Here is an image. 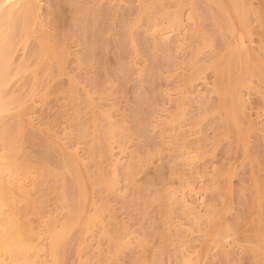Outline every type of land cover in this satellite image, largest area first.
Returning <instances> with one entry per match:
<instances>
[{
	"label": "rangeland",
	"instance_id": "374dc122",
	"mask_svg": "<svg viewBox=\"0 0 264 264\" xmlns=\"http://www.w3.org/2000/svg\"><path fill=\"white\" fill-rule=\"evenodd\" d=\"M35 1L0 20L26 263L264 264V0Z\"/></svg>",
	"mask_w": 264,
	"mask_h": 264
},
{
	"label": "bare ground",
	"instance_id": "6f19581e",
	"mask_svg": "<svg viewBox=\"0 0 264 264\" xmlns=\"http://www.w3.org/2000/svg\"><path fill=\"white\" fill-rule=\"evenodd\" d=\"M20 7H23V9H24V11H25V18H24V25L22 26L23 28V30H24V32H23V36H21L22 37V41L21 42H25L29 37H28V33H27V31H28V29H30L29 27L32 25V26H34L35 24V21H36V18L38 17V7H37V2L35 1V0H0V20L2 19V18H4L5 20H8L7 22H11L12 23V20H14L13 19V17H14V13H15V11H16V9L17 8H20ZM22 9V8H21ZM24 15H23V17H24ZM38 19V18H37ZM38 22V21H37ZM10 25V24H9ZM6 27H7V25H6ZM5 27V28H6ZM9 27V28H8ZM7 28L10 30V26H8ZM1 28V27H0ZM4 28V29H5ZM6 28V30H5V32L6 31H8V29ZM22 30V31H23ZM10 31H8V32H6V33H4V36H3V32H1V38H0V44H2L3 42H4V44H6V42L8 43V40H9V35L7 34V33H9ZM28 32H30V31H28ZM32 32V31H31ZM7 34V35H6ZM22 34V33H21ZM10 46L12 47V45H11V41H10ZM9 49V48H8ZM13 51V50H12ZM3 52V51H2ZM4 54V53H3ZM6 54V53H5ZM8 56H6V57H4V55H3V57H2V59L3 58H5V59H3L2 60V64L3 63H5V61H7V65H9L8 64V61H10V59H11V53H9V54H7ZM11 55V56H10ZM0 58H1V56H0ZM1 60V59H0ZM5 60V61H4ZM1 64V65H2ZM7 65H6V63L4 64V66H3V68H0V94H1V89H2V86L4 87L5 86V84L7 83V78L6 77H9V76H11V75H5V73H3V72H6L7 70H5V69H7ZM9 67V66H8ZM1 70H3V72L1 71ZM4 74V75H3ZM10 78V77H9ZM12 78H13V76H12ZM7 79V80H6ZM4 82H6V83H4ZM2 95H3V92H2ZM2 96H0V114L2 113V112H4L5 110H6V107H7V103H8V101L6 102V98L3 96V99L1 98ZM5 98V99H4ZM10 158V157H9ZM14 158V157H13ZM16 158V157H15ZM11 159V158H10ZM18 159V158H17ZM16 159V160H17ZM14 161V162H12V163H9L10 161H8V163H9V165H8V163H7V167H5L4 165H1V166H3L2 167V169L4 168V170L6 171H10V172H12L14 169H16V168H14V166H15V162H16V164H17V161ZM11 161H12V159H11ZM18 163H19V161H18ZM0 164H2V162L0 163ZM11 164V165H10ZM14 165V166H13ZM20 165V164H19ZM27 165V164H26ZM22 166V165H21ZM25 166V165H24ZM14 168V169H13ZM27 169V168H26ZM4 170H0V183L2 184V182L4 181L3 179H2V177H1V173H2V171H4ZM20 170V169H19ZM27 171V170H26ZM14 173H15V171H13ZM12 172V174H14ZM16 176V175H15ZM2 181V182H1ZM12 183V182H11ZM10 182H8V183H6V185H8V184H11ZM0 184V216H1V218H0V264H3V262H4V259L3 258H7L8 257V260L7 261H10V259H11V262H9V264H12V262L13 263H15V264H24V262H25V264H27L26 262L27 261H25V260H28V262H29V258H28V255H27V250H28V246H26V241H24V239H23V232L21 231V229L19 230V228H17L16 227V224H11V222H13L12 220H11V218L9 219L8 217H7V220L5 219L6 218V216L5 215H3L2 213V207L4 206V204L6 203V205H8L7 204V201H9L10 200V196H9V194L8 193H10V192H8L7 193V195H5V190H8V189H11V187L13 186H10V185H8V187L10 186V188H8L7 186H5V187H7V188H5L4 190H3V186ZM12 184H14V182L12 183ZM3 185H5V184H3ZM13 190H14V188H13ZM9 191V190H8ZM12 195V194H11ZM7 196H9V197H7ZM12 198V197H11ZM7 199H9V200H7ZM13 200H14V198H13ZM19 201V200H18ZM14 202V201H13ZM84 209V208H83ZM4 210V209H3ZM13 213V212H12ZM14 214V213H13ZM12 214V215H13ZM4 217H3V216ZM7 215V214H6ZM9 216V215H8ZM80 217V216H79ZM3 218H4V220H3ZM14 218V217H13ZM76 218V217H75ZM73 220H74V216H73ZM78 220V219H77ZM76 220V221H77ZM75 221V220H74ZM82 222V221H81ZM14 223V222H13ZM68 223H70V222H68ZM74 223V222H73ZM68 226V225H67ZM69 227V226H68ZM68 227H64V229H61V227H60V229H61V233L60 232H56V234L53 236V237H55V241H54V243H55V245H56V247L55 248H59L60 246H58V245H60L61 243H62V240L64 239V238H66L65 236H66V233L68 234V232H66V230H68ZM62 228H63V226H62ZM71 228V227H70ZM59 229V228H58ZM55 230V228L52 230V231H54ZM64 233H65V235H64ZM52 237V238H53ZM54 243L52 244V245H54ZM52 248H53V246H52ZM29 250H30V248H29ZM29 250H28V252H29ZM52 250V249H51ZM56 250V249H55ZM58 250V249H57ZM55 253V252H54ZM53 253V254H54ZM52 254V257H56V256H58L59 254H57V252L55 253V254H57L56 256H54ZM5 255H6V257H5ZM8 255V256H7ZM12 255H13V258H10V257H12ZM26 256H27V258L28 259H26ZM18 257V258H17ZM21 257V258H20ZM14 258H17V259H20V260H16V259H14ZM53 258V259H54ZM12 259H13V261H12ZM56 259V262H55V264H57V260H58V257L57 258H55ZM54 259V260H55ZM5 260V262L7 263V261ZM17 261V262H14V261ZM52 262H53V260H52ZM53 262V263H54Z\"/></svg>",
	"mask_w": 264,
	"mask_h": 264
}]
</instances>
